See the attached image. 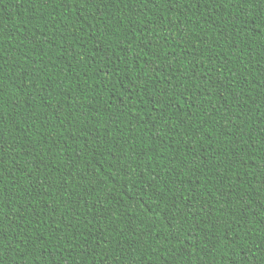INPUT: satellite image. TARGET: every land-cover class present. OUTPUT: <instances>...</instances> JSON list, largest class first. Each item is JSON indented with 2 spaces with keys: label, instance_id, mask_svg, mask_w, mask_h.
Masks as SVG:
<instances>
[{
  "label": "snow or ice",
  "instance_id": "obj_1",
  "mask_svg": "<svg viewBox=\"0 0 264 264\" xmlns=\"http://www.w3.org/2000/svg\"><path fill=\"white\" fill-rule=\"evenodd\" d=\"M117 2L125 7L130 6L124 15L129 18L125 27L126 30L130 31L131 37H142L135 44V47L139 51L133 53L132 49L128 47V43L132 42L130 37L128 41H121L123 46L120 52L121 54H126L127 57H131L133 66L143 67V71H137L136 80L132 82L131 74L133 67L129 66L127 68L129 82L126 83L124 79H118L116 82L127 89L130 99L134 94L141 97H150L151 109H141L142 112L147 111L150 114L145 119H135L130 115L134 105L123 102V98L121 97L120 104L106 106L105 111L112 113L110 119L101 117L100 113L95 110L89 116L86 108L81 109L79 107L76 110L80 112V116L73 118L82 121L83 124H72L69 121L65 125L64 120L60 119L59 124L62 132L67 134V139L80 143L81 138L86 137L84 143L77 149L79 154L78 159L84 161L83 172L78 178L77 174L80 173V169L77 167V160L73 159L71 155L66 156L65 159L72 160V163L65 165V173L62 176V187L56 177V173L60 170L58 167L54 169L51 164V161L56 159L61 151L59 150L60 141H57L55 137L52 138L53 144L58 149L55 155L51 152V145L48 151L42 150L37 153L38 159L32 165L38 173L35 179H32L27 168H16L15 164H13L11 170L6 167V156L18 164L20 156L25 155L28 157L25 163L31 164L32 153L36 150L37 145L35 141H31L32 146L30 149H22L21 140L23 137L19 134L20 129L16 128L17 135L11 136L10 129L13 127L11 120L12 113H9L8 116L0 114V264H25L26 261L29 264H60V261L56 257L48 255V241L45 239L43 249H41L39 243L40 238L43 236V233L40 231L42 225L58 234L56 236L58 243L60 237L64 235L61 225L56 224L55 220H52L51 223L43 220V216L50 213L56 216L59 215V205L56 208H52L51 201H48V207L45 208V201L43 200V197L50 196L57 189H59L61 200L64 201L63 206L68 207L71 205L68 211L76 221L75 227L72 224L65 225V227L73 229L71 235L68 237V241L64 243V249L68 250L69 253L64 258L65 260H68L72 256V253L75 252L77 257H84V260H78L77 264H93L92 257H101L98 261H95V264H140L141 257L137 256L136 253L140 252L141 249L148 248L149 238H152L153 232L159 228L157 221L163 219L166 221L168 230L167 238L177 242L175 249L177 255L173 257V264H176L178 258L183 260L186 254L190 258L185 264H192L191 257L193 256H196V264H264V244L256 247L255 241L251 239L254 232L264 231V203L260 204L259 210L252 212L249 203L251 197L243 194L240 188V185L244 183V178L242 176L234 177L236 184L231 185L225 179V173L231 176V171L226 167L219 168L220 175L216 176V180L219 182L220 187L216 189L215 194L211 190L207 192L198 191L202 188L207 189L209 181L204 180L203 185H201L200 179L208 171L209 162L219 164L217 156L220 154L228 156L231 159V169L235 170L241 165L245 168L248 167L247 163L240 156L241 152L251 155L259 151L261 155L259 157L260 163L257 165V176H264V48H257L254 54H250L247 64H245L243 55L237 57L241 65L239 70H235V65H232L231 56L227 54L222 56L219 51L207 57V64L203 60L205 51L211 53L212 48L220 49L226 47L233 54L239 48L236 42L237 37L231 36L226 26L228 16H224V13H228L229 9L236 13L233 17L234 24L232 31L235 30L236 24L248 26L247 33L243 37L246 40L248 35L256 32L257 25L264 22V0H39V5L43 9L40 12L39 20L44 22L43 28L41 29L40 37L29 40L28 43L39 46L41 52L45 51L44 45L53 46L54 38H63L65 41H68L69 36H72L71 43H74L76 38L75 33L72 31V26L68 24V21L72 17L71 15L62 16L65 23V29L62 31L60 28L61 20L57 19L54 15L58 9L66 8L68 13L78 14L77 21L85 24L89 19L97 20V17L100 20H104L105 14L103 9ZM23 3L31 4L35 3V0H23ZM161 3L168 5V10L177 15L179 32L176 31L177 23H173L171 18L165 16L163 12L157 16L155 22L145 12L149 4L158 10ZM49 4L55 7L49 10ZM205 5L213 7L215 9L214 12H208L204 7ZM221 8L224 10L223 13L218 11ZM177 9H179V12H177ZM87 12H94L95 14L88 17L86 15ZM250 12L252 13L251 19H249ZM189 13L203 17V19H197L191 25L179 19L180 16H187L188 20L192 21V15H188ZM140 16H148L149 22L144 27H141ZM218 16H223V20L217 21L216 17ZM33 19L37 18L33 17ZM122 25H124L123 18L115 19L112 28H108L107 24L104 23L103 35L107 37L113 34ZM158 25H163V28L161 29ZM190 26L192 27L191 32H189ZM89 27L95 31L97 25H89ZM44 29H47V31H44ZM53 29H55V32ZM136 29L139 30L136 31ZM82 30V28H77V31ZM208 30H217L215 41L207 35ZM161 32H163V35H157L155 40L150 35V33ZM201 32H204L205 35L201 36ZM4 35V23L0 21V113H2L4 108L3 85L6 80L15 77L17 65L14 54L15 45L12 41L18 39V33L9 29L7 35L10 36V40L8 41L3 39ZM260 35L262 41H264V28L260 29ZM33 36L35 37V33H33ZM93 39L98 40L97 37H93ZM84 47L81 44L79 51H77L76 48L65 44L64 52L71 53L72 59H76L77 57L83 58L86 55ZM178 47L188 48V56L191 58L192 63L191 72L193 73L191 77L185 75L180 80H177L175 75V65L180 64L184 59L183 52L178 57L173 56L171 62L165 60L163 64L156 63L161 54L168 57ZM193 49H196L195 55H193ZM104 51V45L100 43V46L97 48V54ZM143 57H147V59H143ZM108 60L115 64L119 58L112 60V57L109 56ZM142 60L143 64L141 63ZM9 61L12 63L9 64ZM80 62L85 63V60L81 59ZM37 63H43V61H37ZM257 64H259V68L255 67ZM230 65L232 66L230 67ZM249 65H252V67H249ZM50 66L55 67V63L53 62ZM47 67L49 65H45V68ZM67 67L70 70H74L71 63ZM170 69L171 75H169ZM220 69H224L223 75L227 78L228 86H225L224 81L216 79L213 76V73L218 72ZM123 70L114 68L111 71H102V75L105 77H112L114 75L118 77L119 73ZM36 71H39V68ZM9 72H12L11 76H9ZM161 73H163V76H161ZM100 74L98 73V75ZM24 75H28V73L25 72ZM149 76H151V79L148 78ZM248 76L252 77L251 83L248 80ZM258 78H261L260 82L255 83L254 81H257ZM189 79L195 83L199 94L205 97V99L201 101L200 105H197L195 100L189 98L187 110H185L184 97L186 91L190 89L186 88L184 81ZM157 81L170 85L171 91H161L158 84L155 83ZM106 83L111 84L112 81L108 80ZM49 85H52L51 81H49ZM257 88L259 91L256 97L253 98L251 94ZM212 89H216L217 97L222 101L223 106L214 104L212 106V114L209 115L206 110L202 109V106L212 96ZM21 91H23V88ZM44 91H47V89ZM66 92L67 89H62L57 94L65 95ZM81 92L87 93L88 88L82 87ZM228 97H231V99H228ZM109 98L111 100L116 99L115 96H110ZM40 99L44 103L49 104V106L53 103L50 93L44 95L42 92ZM68 99H71L70 93L68 94ZM250 100L252 103H249ZM55 103L58 104L59 101ZM74 103L79 104L78 101ZM138 103L145 104V100L140 99ZM253 105H256V107L253 108ZM73 106V103L67 104L69 109H72ZM158 106L163 107L164 110L160 111ZM171 110H174L172 111V115L181 121L177 130L174 131H170L172 124L169 122L168 113ZM69 114L71 115V113ZM29 116L33 119L35 118L34 113H29ZM122 116L128 119L133 124V127L129 129L127 137L119 136L116 138L112 146L117 149L120 148L121 140L124 144L129 145L130 148L136 149L137 145L132 143L133 137L131 134L137 128H140L142 124L145 126L151 124V128L157 131L163 126L167 135L176 137V139L171 141L173 145L177 142L186 143L184 156H177L173 158V161H170V163L184 161L186 162L184 167L179 168V170L175 167L170 168L166 175L178 171L180 184L177 185L175 191L181 194L189 191L191 193L190 199L185 197L184 200H181L179 197H176L172 201L170 209L161 211L158 205H149L140 195L139 191L133 197L129 192L128 180L123 178L134 179L136 171L130 166L125 167L124 161H134L137 157L143 159L144 154L139 151L133 152L131 156H125L121 152V156L118 158L115 156V153L107 152L106 155L113 158L108 168H105V164L108 163L107 160L101 162V159H97L98 157H102L101 148L112 143L110 132L113 128L116 130L120 129V125L123 123L121 120ZM153 117H155V121H153ZM205 117L212 123L211 131L208 130L204 123ZM245 117L255 120L252 128H246L248 120ZM190 118L192 119L191 125L188 123ZM46 122L51 126L50 121ZM16 123L27 124L28 121H17ZM93 123L97 127L89 131L88 126ZM101 124H104L106 129L109 130V138L107 139H101L99 135L94 134L99 132ZM185 129L189 130L188 135H182V131ZM78 132L81 136H77ZM212 132H216L218 140L209 139L212 136ZM196 134L207 137L209 144L198 148ZM9 137H11V140H9ZM154 138L159 140V136L154 135ZM45 140H47V137H45ZM93 144L96 145L95 148L92 147ZM210 147L212 148L211 152H209ZM10 148L11 151H9ZM45 157L48 158L49 162H45ZM93 160L96 161L95 164H93ZM73 168H76L75 172L72 171ZM110 168L117 169V171L114 173L110 172ZM137 170H139L138 164ZM185 170L192 174L189 176V183L192 184L190 189L181 186L184 184L183 176ZM14 171L26 174L30 180L27 188L23 191L15 183L16 177L13 175ZM69 176L71 177L70 181L68 179ZM192 176H195L196 179H193ZM6 178L9 180V183H5ZM70 183L76 185V188L71 192H69ZM257 183H264V181L257 180ZM226 184H228L227 189L225 188ZM147 187L155 189V185L153 184H148ZM118 188L121 191L120 198L117 197ZM167 192H173V189L169 187ZM101 193H103L102 197ZM155 194L163 200L160 191L157 190ZM173 195L175 196V192H173ZM37 196L41 197L39 201L36 200ZM209 196L214 201V204L211 206L206 202ZM89 197L95 198L94 205L88 204ZM126 200L132 201L133 204L126 203ZM237 200H241L240 205H237ZM111 201H115V203L112 204L110 203ZM182 203L185 205L184 208L180 206ZM77 205L86 208L84 217L80 216ZM232 205L237 206L230 210V206ZM217 206L220 207L217 208ZM5 209H8V211L5 212ZM28 209H32L34 217L32 221L28 220ZM131 211L136 213L133 219H141V216L144 217L141 219V223L145 224V228L142 231L140 241H137L134 235L132 243H129L127 247H125L122 239L116 240L118 247L115 249V252L119 254V259L111 257L108 253L102 255L104 246L108 245L111 247L113 244V239H110L106 232L101 230L98 235L93 234L92 239L96 241V247L93 249L89 241V230L85 229L81 231L80 225L82 224L86 223L94 228L93 221L97 223L107 221L108 232L118 233L121 238H124L125 232L121 230L120 225L116 222L120 216L129 215ZM218 211L227 217L223 223H221V218L217 216ZM201 216L204 217V224L200 222ZM60 219L63 223L65 217H60ZM5 221H8L9 224L7 231L4 229ZM253 221L257 222L255 226H251L253 225ZM32 224H35L36 227L31 230L39 233L35 240H32L30 235H26V225L31 227ZM233 232L236 233L235 237L231 235ZM81 237H83V240H81ZM156 238L158 239L159 236L157 235ZM245 239L249 240V244L246 249H242L244 256L240 257L237 249L241 248V245L245 243ZM22 244L24 248L21 247ZM69 244H71L70 248ZM133 244H138L139 246L133 249ZM221 245L224 246L223 249ZM189 249H191V252ZM229 249H231L230 259L226 258ZM151 254L155 255L154 252ZM197 254L199 255L197 256Z\"/></svg>",
  "mask_w": 264,
  "mask_h": 264
},
{
  "label": "trees",
  "instance_id": "obj_2",
  "mask_svg": "<svg viewBox=\"0 0 264 264\" xmlns=\"http://www.w3.org/2000/svg\"><path fill=\"white\" fill-rule=\"evenodd\" d=\"M55 7L52 4H49V10ZM128 7L119 4L118 2L115 4H110L108 8H104L105 18L104 20H100L97 17V20L89 19L87 23L81 24L77 21L78 14H70L68 13L66 8H60L57 10L54 15L57 19L61 20L60 28L63 31L65 29L64 19L62 16L71 15V20L68 21V24L72 26V31L75 33V41L71 43L72 36H69V40L65 41L63 38L55 39L53 46L49 47L48 45H44L45 51L41 52L39 46L34 44L28 43L29 40L38 39L41 34V29L43 28L44 22L39 20L40 12L43 11L42 6L39 5V0H35V3H23V0H0V21H3L5 27V35L3 39L5 41L10 40V36L7 35L9 29L14 30L18 33V39L12 41L15 45V57L17 61V65L15 68V77L10 80H6L5 84L3 85L4 90V108L2 115L8 116L9 113H12L11 120L13 127L10 129L11 136H16V128L20 129V135L23 137L21 140V148L28 150L31 148V141L36 142V150L32 153L31 157V164H26L25 161L28 160V157L25 155H21L19 158V163L12 159H8L5 157L6 160V167L10 170L12 169L13 164H15L16 168H27L28 173L31 174L32 179H35L36 175L38 174L34 168L33 164L37 161V153L43 151H48L49 146L51 145V152L53 155L58 151L57 147L53 144L52 138L55 137L57 141H60L59 156L51 161L53 168H59V172L56 173L57 180L60 182V186H63L62 176L65 173V165L71 164L72 160H66L65 157L71 155L73 159L77 160V167L80 169V173L77 174L79 178L80 174L83 172L84 161L78 159V152L77 149L84 143L86 137H82L80 143H76L71 139H67V134L62 132L61 126L59 124V120L63 119L64 124L67 125L69 121L72 124L81 123L82 121L78 119H74L73 117H79L80 112L76 109L79 107L81 109L86 108L88 111L89 116L92 115L93 110L100 113L101 117L105 119H110L112 116L111 112L105 111L107 105L112 104H120L121 97L123 98V102L130 103L134 105L133 111L130 114L135 119H145L150 113L145 111L142 112V108L151 109L150 97H141L139 95H133L131 99L129 98L127 89L118 84L116 81L118 79H124L125 82H129V76L127 75V68L129 66L133 67V72L131 74V81L135 82L136 80V72L143 71V67H135L133 66V61L131 57H127L126 54H121L120 49L123 46L121 41H128L131 37L130 31L126 30V25L128 23V17L125 16V12L128 11ZM208 12H214L213 7H209L208 5L204 6ZM169 6L161 3L160 9H154L151 4L147 6L145 12L151 16L152 21L155 22L157 20V16L163 12L165 16L171 18L173 23H177L176 31L179 32V24L177 20V15L171 13L169 10ZM136 11V10H133ZM195 11V10H193ZM219 12L223 13V8L218 10ZM179 12V9H177ZM155 13V14H153ZM230 13V14H229ZM94 12H87L86 15L91 17L94 15ZM188 15H192L189 13ZM236 15L231 9H229L228 13H224V16H228V23L227 27L231 36L237 37L236 42L239 45L238 50L235 54L228 51L226 47L224 48H212L211 53L205 51L203 60L205 64L208 63L207 57L209 55H214L217 51L221 53L223 56L227 54L232 58V65H235V70H239L241 65L237 60V57L243 55L245 64H247L248 56L250 54H254L257 48H264V41H262V37L260 35V29L264 28V22L257 25V30L255 33L248 35V38L245 40L247 33V27L243 24H236L235 30L232 31L233 28V17ZM36 17L37 19H33ZM123 18L124 25H122L119 29H116L113 34L105 37L103 35V25L104 23L107 24L108 28H112L115 22V19ZM252 18V13H249V19ZM139 19L141 20V27L148 24V16H140ZM180 20H182L186 24H193L197 19H203V17H198V15H192V21L188 20L187 16H180ZM217 21L223 20V16L216 17ZM89 25H97L95 31ZM163 28V25H158ZM77 28H82V31H77ZM139 29H136L138 31ZM47 31V29H44ZM55 32V29H53ZM192 31V27H189V32ZM217 30H208L207 35L212 37L215 41ZM35 33V37L33 36ZM238 34V35H237ZM153 39L157 38V35L162 36L163 32L161 33H150ZM201 36H204L205 33L201 32ZM93 37H97V39H93ZM231 38V37H230ZM142 39V37H131V43H128V47L132 49L133 53L139 51L138 48L135 47V44ZM195 39V37H193ZM182 42V38H181ZM41 43H43L41 41ZM100 43H103L105 51L97 54V48L100 46ZM65 44H69L70 47L76 48L77 51L80 49V45L83 44L84 51L86 53L85 57H77L76 59H72L71 53L64 52ZM181 52H183L184 59L181 61L180 64H176V72L175 75L177 80H180L183 76L187 75L191 77L193 73L191 72L192 63L191 58L188 56V48H176L174 53H170L168 57L163 56L161 54L160 58L156 60L157 64H163L165 60H169L171 62V58L173 56H180ZM63 53V55H62ZM196 54V49H193V55ZM112 57V60H119L117 63L113 64L109 62L108 57ZM84 59L85 63H81L80 60ZM143 59H147V57H143ZM43 61V63H37V61ZM55 63V67H51L50 65ZM9 64L12 62L9 61ZM71 63L73 65L74 70H70L67 65ZM143 64V60L141 62ZM45 65H49V67L45 68ZM230 65V67L232 66ZM252 67V65H249ZM256 68H259V64L255 65ZM39 68V71L36 69ZM114 68L124 69L119 73V76H112V77H105L102 75V71H111ZM202 74V69L200 70ZM27 72L28 75H24ZM98 73H101L98 75ZM224 69H220L218 72L213 73V76L216 79L222 80L227 84V78L223 75ZM9 76L12 75V72L8 73ZM171 69L169 70V75H171ZM163 76V73H161ZM151 79V76L148 77ZM261 78H258L255 83H259ZM111 80V84H107L106 82ZM248 80L251 83L252 77L248 76ZM49 81L52 82V85H49ZM158 84L159 89L161 91H171V86L167 85L166 83H160L159 81L155 82ZM186 88H189V91H186L184 97L185 103V110H187V102L188 99L191 98L195 100L197 105H200L201 101L205 99V97L199 94L198 89L195 86V83L191 81V79L184 81ZM70 85V86H69ZM79 85V86H78ZM87 87L88 92L82 93L81 88ZM23 88V91L21 89ZM107 88V90H105ZM47 89V91H44ZM62 89H67L65 95H58ZM155 91V89H153ZM212 96L207 99V103L203 104L202 109L206 110L209 115L212 114V106L216 104L217 106H223L222 101H220L217 97L216 89H212ZM259 89H255L252 92V97L255 98ZM48 95L51 94V99L53 103L51 106L49 104L44 103L41 101L40 96L41 94ZM70 93L71 99H68V94ZM159 95V93H157ZM115 96L116 99L111 100L109 97ZM103 97V99H101ZM140 99L145 100V104H139L138 101ZM231 99V97H228ZM59 101V103H55ZM78 101L79 104H75L74 102ZM68 103H73L74 106L72 109L67 107ZM249 103H252L250 100ZM160 111H163V107H160ZM256 105H253L255 108ZM246 110V106H245ZM172 111H169L168 117L170 118L169 122L172 124V129L170 131L177 130L178 125L181 121L172 115ZM29 113H34L35 118L33 119L29 116ZM71 113V115L69 114ZM248 120V124L246 128H252L255 120L253 118L245 117ZM27 120L28 123H19L17 121H25ZM123 123L120 125V129H112L110 132V136L112 139V143L109 145L101 148L102 157H98L97 159L107 160L108 163L105 164V168H108L109 164L112 163L113 158L106 155L107 152L115 153V156L118 158L121 156V152L125 156H131L133 152L139 151L144 154L143 159L137 157L134 161L133 160H125L124 166H130L134 171H136V177L134 179H130L128 177H124L123 179L128 180L129 184V192L130 194L135 197L137 191L140 192V195L144 198L145 201L149 205H158L161 211L166 209H170L172 207V201L179 197L181 200H184L185 197L188 199L191 198V193L189 191H185L183 194L176 192V187L180 184V177L178 176V171L176 173L168 174L170 168H179L184 167L186 162L181 161L180 163H170L173 161V158L180 156L183 157L186 149V143L182 144L180 142L175 143L174 145L171 143L172 140L176 139V137H170L166 134L163 126L157 131L156 129L151 128V124L147 126L141 125L140 128H137L135 132L131 135L133 137L132 143L137 145L136 149L130 148L129 145L124 144L123 141H120V148L117 149L112 146L115 143L116 138L119 136L127 137L129 135V129L133 127V124L126 119L125 117H121ZM46 121L51 122V126ZM153 121H155V117H153ZM189 125L192 124V119L188 120ZM204 123L207 126L208 130H212V123L205 117ZM223 123V121H221ZM97 126L95 123L88 126V130L91 131L92 129L96 128ZM99 132L94 133L99 135L101 139L109 138V130L106 129L104 124L99 126ZM189 130L185 129L182 131V135H188ZM155 136H159V140L154 138ZM197 135V147L201 148V146H207L209 144V140L207 137L196 134ZM77 136H81L78 132ZM47 137V140H45ZM143 138V139H141ZM212 140H218L216 132H212V136L209 137ZM230 139V138H229ZM11 140V137H9ZM93 148L96 147L95 144L92 145ZM246 147V145H245ZM11 151V148L9 149ZM212 151V148H209V152ZM261 153L259 151L254 152L251 155H247L243 152L240 153L241 158L247 163L248 167L245 168L243 165L238 166L237 169H231V159L225 155H218L217 159L219 160V164L216 162H209L208 171L206 172L205 176L200 179L201 185H203L204 180H208L207 189H199L198 191H205L211 190L213 194H215L216 189L220 187L219 182L216 180V176L220 175L218 169L219 168H228L232 175L229 176L225 173V179L231 184L235 185L236 180L234 177H243L244 183L240 185V188L245 195H249L251 198L249 203L252 208V212L259 210V206L261 203H264V183H257V180L264 181V176H257V165L260 163L259 157ZM45 162H49L48 158L45 157ZM96 161L93 160V164ZM137 164L139 165V170H137ZM43 167V166H41ZM73 172L76 171V168L72 169ZM110 172H116L117 169H109ZM142 173V175H141ZM13 175L16 177L15 183L20 186L21 191L27 188V185L30 183V180L27 178V175L21 172H13ZM192 175L191 173L185 170V174L183 176L184 184L181 185L187 189L192 187V184L189 183V176ZM193 179H196L195 176H192ZM69 181L71 177H68ZM143 181V183H141ZM167 182V183H165ZM5 183H9V180L6 178ZM148 184L155 185V189L147 187ZM171 187L173 192H175V196L173 192H167V189ZM228 184L225 185L227 189ZM74 188H76L75 184H69V192H71ZM160 191L161 196H163V200H161L160 196H157L155 193L156 191ZM167 194L165 195V193ZM86 195V193H85ZM101 197L103 193L100 194ZM121 191L117 189V197L120 198ZM41 197L37 196L36 200L39 201ZM45 201L44 207H48V201H51V207L56 208L59 205V215H52L51 213L48 215L43 216V220L48 221L51 223L52 220L56 221V224L61 225L62 232L64 235L60 237L59 243L57 242L56 236L58 235L56 232L48 230L43 225L40 228V231L43 233V236L40 238V247L41 249L44 248V241L45 239L48 241L47 250L48 255L50 257H56L60 264H77V261H83L84 257L80 256L77 257L76 253L73 252L72 256L65 260L64 258L69 255L68 250L64 249V243L68 241V237L71 235L73 229H69L65 227L67 224H72L74 227L76 226V221L73 219L72 214L69 213L68 208L71 207H64V201L61 200L59 196V189L54 191L50 196L43 197ZM88 204L94 205L95 198L89 197ZM130 205L133 204L132 201H125ZM210 206L214 204L211 196L208 197L206 201ZM110 203L114 204L115 201H111ZM241 204V200H237V205ZM237 205L230 206V210ZM181 208H184V204L182 203ZM220 206H217L219 208ZM79 210L80 216L84 217L86 208L77 205ZM8 209H5L7 212ZM129 211V210H126ZM28 220L32 221L34 219L32 215V209L27 210ZM119 215V213H117ZM136 216L134 211H131L129 215H122L120 216L119 220L116 222L120 225L122 231L125 232V237L121 238L118 233H110L108 232V222H95L93 221L91 225L82 224L80 225L81 231L85 229L89 230V241L91 247L94 249L96 247V241L92 239L93 234H99L101 230L107 233L110 239H113V244L111 247L108 245L104 246L102 251V255L104 253H108L111 257H115L119 259L120 256L118 253L115 252V249L118 247L116 244V240H121L124 243L125 247L129 243H132V237L135 235L136 240L140 241L142 231L145 228V224L141 223V219L144 217L141 216V219H133ZM217 216L221 218V223L227 219L226 216L223 215L221 212H217ZM60 217H65L63 223L61 222ZM201 224H204V217H200ZM243 223L242 221H239ZM150 223V221H149ZM159 228L157 231L153 232V237L149 238L148 240V248L141 249L140 252H137L136 255L141 257L140 264H173V257L176 256V247L177 242L170 238H167V227L166 221L163 219H159L157 221ZM256 221H253V225H256ZM130 226V227H129ZM9 227L8 221H5L4 229L7 231ZM36 227L35 224H32L31 227L26 225V235H30L32 240H35L39 233L33 232L31 229ZM205 227H207L205 225ZM157 235L159 238L157 239ZM235 237L236 233L233 232L231 234ZM23 238V237H22ZM252 240L255 241L256 247H260L261 244H264V231L254 232L252 235ZM83 240V237H81ZM194 242V241H193ZM13 243H15L13 241ZM249 240L245 239V243L241 245V248L237 249V253L240 257L244 256V252L242 249H246L248 247ZM138 244H133V249L137 248ZM24 248V245H21ZM71 244H69V248ZM210 247V246H209ZM223 245L221 248L223 249ZM27 251V249H25ZM191 252V249H189ZM155 253L152 255L151 253ZM22 254V253H21ZM47 255V253H46ZM199 254H197L198 256ZM251 255V254H249ZM231 256V249L228 250L226 254V258L230 259ZM101 257H92L93 264L95 261H98ZM190 257L186 254L183 257V260L179 258L176 261V264H185V262ZM192 264H196V256L191 257ZM18 260V257H17ZM25 264H29L28 261Z\"/></svg>",
  "mask_w": 264,
  "mask_h": 264
}]
</instances>
